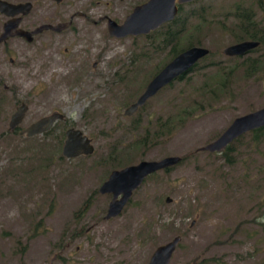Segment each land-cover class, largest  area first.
Instances as JSON below:
<instances>
[{"label": "rangeland", "instance_id": "rangeland-1", "mask_svg": "<svg viewBox=\"0 0 264 264\" xmlns=\"http://www.w3.org/2000/svg\"><path fill=\"white\" fill-rule=\"evenodd\" d=\"M140 1H49L39 18L72 14L73 30L49 34L42 46L9 40L6 55L0 45V264H146L176 235L169 264H264V131L256 140L249 131L235 138L225 156L199 150L233 118L264 106V42L243 56L222 53L240 39V11L252 13L264 39V0L183 7L201 12L207 27L193 14L175 47L192 34L208 56L124 116L169 56L170 46L155 49L167 24L149 35L107 34L102 17L120 23ZM5 18L0 13V25ZM80 55L85 70L97 68L74 84L66 70L78 68L72 58ZM20 101L28 110L19 127L52 109L70 121L55 122L47 135L7 131ZM166 119L173 127H156ZM70 125L91 139L92 154L61 155ZM172 155L182 160L145 178L118 217L102 220L110 197L98 187L111 170Z\"/></svg>", "mask_w": 264, "mask_h": 264}, {"label": "water", "instance_id": "water-1", "mask_svg": "<svg viewBox=\"0 0 264 264\" xmlns=\"http://www.w3.org/2000/svg\"><path fill=\"white\" fill-rule=\"evenodd\" d=\"M54 1L59 2L60 0ZM191 1L194 0H146L133 6L120 23L105 17L106 32L109 36L115 38L148 35L174 17L177 12L176 4L179 5ZM29 8V3L12 4L5 0H0V13L8 17L2 25L0 42L13 35H20L28 40L26 36H29L30 32L17 29V24L21 17L16 15L27 13ZM41 28H51L54 31H58L62 28V25H44ZM258 44L259 42L255 40H244L227 45L223 48L222 53L227 56H243L249 50L257 47ZM208 53V48L197 45L179 51L147 81L141 93L123 110V115L130 116L163 87L190 72L195 63L207 56ZM26 109L27 105L24 102L16 105L8 118L7 131H12L21 123ZM61 117L62 115L58 112L40 117L20 129L18 134L26 137L40 135L49 130L51 125L57 119H61ZM263 126L264 106L233 118L215 139L200 147L199 150L219 154L235 138L245 132ZM93 150L91 139L80 129L71 126L64 131L61 147V155L64 158L70 159L79 155H89L93 153ZM180 160V156H165L156 160H140L134 164L111 170L107 178L98 187L100 194L111 195L107 204L105 218L117 216L130 199L133 191L143 183V180L148 175L172 167L178 164ZM169 201L170 199L166 197L165 202ZM180 240L181 236L176 235L156 246L146 264H169L172 253Z\"/></svg>", "mask_w": 264, "mask_h": 264}, {"label": "flooded vegetation", "instance_id": "flooded-vegetation-1", "mask_svg": "<svg viewBox=\"0 0 264 264\" xmlns=\"http://www.w3.org/2000/svg\"><path fill=\"white\" fill-rule=\"evenodd\" d=\"M5 1L10 2L12 4H19V3H29L30 4V8H29V11L27 13L22 14V15L21 14L16 15V16H20L21 17L20 20H19V22H18V24H17V29H22V30H24L26 32H30V35L29 36H26V37H28V40L25 37H23V36L13 35V36H9L8 38H6L2 42H0V45L2 47H4L3 48L4 55H6L8 53V49L5 48V47H8V45H6V44H7V42L9 40H18L21 44L24 43V44H27V45H31V44L33 45L34 43H37L39 46H42L43 45L42 41H44L46 43V41H47L46 38L48 37L49 34H62L65 31H71L74 28L73 27V22H72V19L74 18V15H72V14L69 15L66 18V20H63V19L49 20V19H46L44 17H42L43 19L39 18L40 17V14L42 13V11H40V9L46 8L47 7V3H49V1H53V3L57 5V4H59L61 2V0L59 2H55L54 0H48L47 3H44L45 0H10V1L9 0H5ZM144 1H146V0L140 1L139 3H137L135 5L141 4ZM194 1H197V0H194ZM194 1L187 2V3H183V4H179V5L176 4L177 12L174 15V17L170 21H168V22H171V21H176V22H184V21H187L188 22L189 20H191L192 16H190V12L192 11V9L191 10L190 9L187 10V13L186 14H184L182 11H183V7L189 5L190 3L194 2ZM236 11H237V9L235 10V12ZM179 13H180V16L181 17L178 16ZM244 15H248V16H251L252 17V13L251 14H242L241 11H240V14L237 15L236 18L238 19L239 17L244 16ZM233 16L235 17V15H233ZM5 17H6L5 20L0 25V32H1V29H2L3 23L8 19L7 16H5ZM102 19H105V16L102 17ZM168 22H165L163 24H166ZM237 22L238 21H236V25L235 26H238V23ZM253 22H255V21H253ZM44 25H51V26L62 25V28L60 30H58V31H54L51 28H41ZM39 28H40V30L37 31V29H39ZM249 31L252 32L253 30L250 29ZM244 40H252V39L243 38V39H239V41H237V42H241V41H244ZM255 41H257V40H255ZM76 50L77 49L75 48L73 51H76ZM249 51H251V50H249ZM82 57L83 56L80 55V56H76L75 58L74 57L72 58V63H76L78 65V68H75V67L73 68V66L67 68L66 73L67 74L68 73H71L72 74V78L70 80H67V81H71L74 84H76L77 81H81V78H85L87 81H89L88 78H90L91 69H96L97 66L95 65V63H92L91 64L90 71L87 70V69L85 70L83 68V65H82V64H84V61L82 60ZM235 57H239V56H235ZM8 60H9V63H14V59L13 58L9 57ZM72 68L74 70L73 71H70V69H72ZM127 70L128 69L125 68V70L122 71L120 73V75L117 74L116 72H114L113 73L114 74V78H113V81L112 82L113 83H116V82H119V81L122 82V80H124V75L126 74V71ZM100 74H104V72L100 71V72L96 73V75L94 77H98V76H100ZM0 83H1V81H0ZM134 100H135L134 98H132L131 100H129L127 102V105H129ZM20 102H23V101H20ZM25 104L27 105V109L25 111L24 117H25V115L27 113V110H28V104L27 103H25ZM54 112H58V113H60L62 115L61 119H57L55 122H57V121H64V122L67 121V122H69L70 121L69 115H66V114L62 113L60 110H57V109H52V110L48 111L47 114L42 115L40 117H43V116L52 114ZM40 117H38V118H40ZM38 118H36V119H38ZM35 120H33V121H35ZM55 122L51 125V127H50L49 130H47L46 132H44L42 134L48 133L52 129V127L54 126ZM68 127H71V125L70 126H67V128ZM22 128H24V127H19V125H18L11 132L18 133V131L20 129H22ZM103 195H109V197L111 198V195L110 194H103ZM106 210H107V206H106V209H105V213H104V215L102 217V220H104V221L114 220L115 217H118L119 214L121 213L120 212L117 216H114V217H111V218H105ZM80 217H82V215ZM81 229H82V226L79 225V229H78V232L79 233H76V234H80Z\"/></svg>", "mask_w": 264, "mask_h": 264}, {"label": "trees", "instance_id": "trees-1", "mask_svg": "<svg viewBox=\"0 0 264 264\" xmlns=\"http://www.w3.org/2000/svg\"><path fill=\"white\" fill-rule=\"evenodd\" d=\"M194 12L195 11L192 10L190 12V16H192L194 14L195 17H197L198 19L201 20V22H199V23H201V25L203 27L204 26L207 27V24L203 20L202 13L199 12L197 14V13H194ZM237 23H238V26H236V27H237V30H238L237 32L240 35V39L249 38V39H252V40H257L259 42L258 46L261 43L264 42V39H262V37H261L262 34L259 31H257V33L254 31V24L256 22H253V18L251 16H248V15L241 16V17L238 18V22ZM166 24H167L166 27L159 32V41H158L159 45H156L155 49L164 50L167 46H170L169 51H168V54H169V56L167 58L168 60L170 58H172L175 54H177L179 51H181V50H183V49H185L187 47L196 46V45L198 46L199 45L198 40L195 39V36L191 34L188 37L184 38L183 46H181L180 48H176L175 46L181 40L180 38H181L182 34L185 33V31L187 30V28L185 27V23L184 22L171 21V22H168ZM201 27L197 26L196 30H195V33L196 32H200L202 30ZM158 28H160V26ZM250 29H252L253 31L252 32L249 31ZM156 30H154V31H156ZM154 31H152L149 34H152ZM254 49H256V47ZM207 56H205V57H207ZM168 60H166V61H168ZM166 61H164V63ZM197 63H195L193 68L196 66ZM152 75H154V73ZM183 77H184V75L179 77V78H177V79H175V80H180ZM169 84H171V82ZM156 127L157 128H167V130H169L171 127H173V124H172L171 120L166 119V120L163 121V123H160V122L157 123ZM263 131H264V126L256 128V129H253V130H251L249 132L252 134L253 140H256L258 135L261 132H263ZM45 135H47V134H45ZM230 149H231V143H229L226 146V148L219 154L221 156H225V154L228 153L230 151ZM181 160H182V158H181ZM167 169L168 168L164 169V171L167 170ZM154 174L155 173H152L150 175H154ZM150 175H148V176H150Z\"/></svg>", "mask_w": 264, "mask_h": 264}]
</instances>
